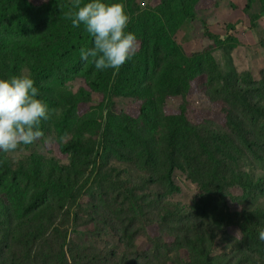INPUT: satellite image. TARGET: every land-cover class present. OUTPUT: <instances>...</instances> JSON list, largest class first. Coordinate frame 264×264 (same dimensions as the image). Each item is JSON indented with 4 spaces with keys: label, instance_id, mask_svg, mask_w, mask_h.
Listing matches in <instances>:
<instances>
[{
    "label": "trees",
    "instance_id": "1",
    "mask_svg": "<svg viewBox=\"0 0 264 264\" xmlns=\"http://www.w3.org/2000/svg\"><path fill=\"white\" fill-rule=\"evenodd\" d=\"M218 1L102 0L124 6L139 47L100 71L80 59L94 39L65 18L72 0H0V79L30 76L49 109L41 139L0 152V264H264V68L244 33L264 52V0L223 29Z\"/></svg>",
    "mask_w": 264,
    "mask_h": 264
},
{
    "label": "clouds",
    "instance_id": "2",
    "mask_svg": "<svg viewBox=\"0 0 264 264\" xmlns=\"http://www.w3.org/2000/svg\"><path fill=\"white\" fill-rule=\"evenodd\" d=\"M65 18L73 27L83 24L93 37L94 46L81 48L80 59L88 62L91 58L97 70H119L138 50L135 33L126 31L130 18L121 3L72 0ZM38 95L28 75L0 79V152H16L43 137L40 125L49 119V109ZM258 239L264 241V229L259 230Z\"/></svg>",
    "mask_w": 264,
    "mask_h": 264
},
{
    "label": "rangeland",
    "instance_id": "3",
    "mask_svg": "<svg viewBox=\"0 0 264 264\" xmlns=\"http://www.w3.org/2000/svg\"><path fill=\"white\" fill-rule=\"evenodd\" d=\"M221 1V0H219ZM218 1V2H219ZM235 4H238L241 7H244L246 5V0H224V6L223 8L220 7V11H223L224 9H227L224 14L221 13L219 15V18H217V26L221 29H223L222 20L229 17L231 15L233 17L234 13L236 12ZM217 9L216 5L213 6V1H207L205 3V7L198 10V15L200 18L199 22H196L197 27L199 31L203 28L202 20L214 17L216 15ZM245 37H247V41L249 45L246 48L247 51V58L249 59V65L250 68L255 72L259 73L262 68H264V52L261 49V47L258 45V33L254 30H246L244 31ZM73 89H78L82 85H86L85 81L83 79H76L71 83ZM194 105V108H191V110L194 111L195 117L197 120L202 119L201 115V106L208 107L210 106L209 99L204 94H196L195 99H192ZM169 109L172 111H175L179 107V101L178 100H172L169 101ZM43 144L45 145V148L52 150L56 155L64 157V155L59 151L58 143L54 140L52 134L50 136H47L44 140ZM180 183L183 186V192L176 195L175 198L178 200H181L185 203L192 202V199L194 195L197 192V187L189 180L183 179L182 176L179 178Z\"/></svg>",
    "mask_w": 264,
    "mask_h": 264
}]
</instances>
